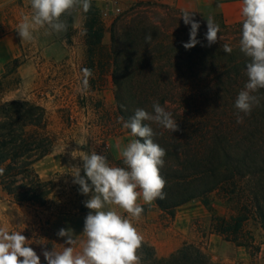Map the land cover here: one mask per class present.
<instances>
[{
	"label": "trees",
	"instance_id": "16d2710c",
	"mask_svg": "<svg viewBox=\"0 0 264 264\" xmlns=\"http://www.w3.org/2000/svg\"><path fill=\"white\" fill-rule=\"evenodd\" d=\"M91 2L85 13V44L89 68L100 73L106 63L94 48L103 44L105 25ZM180 15L169 5L138 1L111 21L109 65L117 115L124 122L137 108L152 112L154 102L170 111L181 131L145 122L156 133L154 142L166 150L161 168L166 198L155 200L157 207L173 218L178 207L193 200L209 206L216 192L227 199L237 197L231 215L211 218V230L256 249L248 223L252 217L264 232V89L256 93L262 97L260 105L250 115L240 113L243 122L237 123L235 100L247 82L249 60L239 49L242 21L227 25L219 20L217 43L201 46L207 45V23L195 12L201 44L186 50L190 25ZM148 33L150 44L145 42ZM225 43L233 48L230 54L222 50ZM53 147L42 105L28 100L0 105V186L17 203L47 205L55 184L43 180L34 167ZM142 247L147 264H217L193 243L162 259L153 246Z\"/></svg>",
	"mask_w": 264,
	"mask_h": 264
},
{
	"label": "clouds",
	"instance_id": "9594fccd",
	"mask_svg": "<svg viewBox=\"0 0 264 264\" xmlns=\"http://www.w3.org/2000/svg\"><path fill=\"white\" fill-rule=\"evenodd\" d=\"M31 15H24L17 25V34L22 41L34 40V33L47 28L48 34L67 31V23L61 19L71 10L81 8L84 13L91 10V0H30ZM193 11L181 10L180 17L185 25H190L189 41L183 47L191 49L201 41L197 39L200 22L195 20ZM243 16L240 51L249 58L246 64L247 82L235 100L237 123L243 122L244 115L260 105L262 97L256 93L264 89V0H242ZM205 39L211 47L218 41L220 26L213 17L207 19ZM222 37L219 36V40ZM152 34L145 36V42L151 43ZM225 53L233 48L225 43ZM81 92L90 88L93 71L81 69ZM124 108L123 105H121ZM152 112L137 108L134 114L123 122L125 129H130L133 139L120 149L124 167L114 166L106 155L97 154L95 150L78 156L83 161L81 167H74L73 183L79 185V192L88 196L84 206L89 211L84 220L83 235L79 242L70 230L61 228L57 235L65 238L62 251L44 250L42 255L46 264H142L138 250L142 247L143 236L134 226L132 220H140L144 208L138 203L142 198L145 204L166 198L164 192L166 179L161 175L165 165L166 150L154 142L156 133L145 123L151 121L171 131H181L172 113L162 107L159 102L152 104ZM126 111L127 109L124 108ZM123 121V117L120 118ZM142 141V142H141ZM73 152V157H77ZM81 170L85 173L82 176ZM4 172L0 169V175ZM90 181V183H89ZM116 206L128 214L125 218L114 208ZM107 209V210H106ZM79 243L80 251L76 250ZM27 238L21 231H9L0 226V264H41L40 256L28 246Z\"/></svg>",
	"mask_w": 264,
	"mask_h": 264
},
{
	"label": "rangeland",
	"instance_id": "374dc122",
	"mask_svg": "<svg viewBox=\"0 0 264 264\" xmlns=\"http://www.w3.org/2000/svg\"><path fill=\"white\" fill-rule=\"evenodd\" d=\"M118 14V11L112 12L104 21L103 46L96 49V54L105 61L106 67L100 73L93 72L90 88L86 92L80 91L81 69L89 68V65L84 64L87 58L84 48L85 30L67 27L64 32L65 44L78 47L77 51L66 53L58 60H45L42 77L38 82H23L17 73L21 61L0 67V105L10 100H28L42 105L47 112V130L54 140L53 149L34 167L43 180H51L55 184L54 193L46 206L17 203L0 186V226H6L9 231H21L28 240V246L40 256L41 264H46L42 255L44 250L62 251L63 247L67 246L65 238L57 235L61 228L70 230L78 242L85 239L84 220L92 210L87 209L83 202L90 198L91 193L88 196L82 195L79 185L73 183L72 175L74 167L82 169L83 161L78 157L83 154L81 152L90 153L95 150L97 154L106 155L112 165L124 167L110 158L109 148L112 139L125 133L122 131V120L117 115L115 86L110 73V27L106 34V23L109 24ZM202 16L203 22L206 23L209 16L213 17L216 23L220 20L210 11ZM65 19L67 20L68 16ZM63 61H71L72 64L62 67ZM73 152L77 157H73ZM80 174L85 175L83 170ZM220 194L216 192L211 195L208 212L229 216L238 198L227 199ZM110 207L125 218H130L122 209ZM158 222L165 225L169 218L164 217ZM193 224L196 231L204 232L209 228L210 218L198 220ZM248 226L259 240L264 236L260 225L252 217ZM143 243L147 242L143 240ZM75 247L80 251L79 243ZM143 252L141 247L138 255L142 259L145 258ZM142 264L147 263L142 261Z\"/></svg>",
	"mask_w": 264,
	"mask_h": 264
},
{
	"label": "crops",
	"instance_id": "0c3cea01",
	"mask_svg": "<svg viewBox=\"0 0 264 264\" xmlns=\"http://www.w3.org/2000/svg\"><path fill=\"white\" fill-rule=\"evenodd\" d=\"M101 12L105 21L112 12L121 11L138 1H156L169 5L178 10H188L199 14L211 12L217 15L227 25H235L243 21L241 14L242 0H91ZM30 0H0V67L12 62L21 61L17 73L25 84L38 82L42 77L45 60L62 58L66 53H75L76 46L65 44V33L48 34L47 28H41L34 33L31 42L22 41L17 34V25L24 15H31ZM67 14V13H66ZM62 16L68 27L84 31L85 14L81 8L71 10L68 15ZM68 16V19L65 18ZM106 23L107 29L110 27ZM103 46V44H102ZM95 47L94 51L97 48ZM87 58L84 64L90 66L88 60L89 47L84 44ZM62 67L72 64L71 61H63ZM111 66V65H110ZM123 123V121H122ZM125 133L111 140L110 158L123 165L120 157V149L125 147L133 139L130 129L122 128ZM138 203L145 206L140 220L135 223L143 240L153 246L156 256L160 259L169 257L180 249L184 243L200 245L202 250L217 264H264V236L260 240L255 236L252 243L256 249L249 246H238L224 238V236L211 230V218L214 215L208 212V206L199 200H193L176 209L175 216L169 217L161 211L155 200L151 204H145L140 198ZM211 205V204H210ZM209 205V206H210ZM169 218V222L162 225V218ZM210 218L209 228L204 232L194 229V222ZM264 234V232H262Z\"/></svg>",
	"mask_w": 264,
	"mask_h": 264
},
{
	"label": "built area",
	"instance_id": "2783aa9c",
	"mask_svg": "<svg viewBox=\"0 0 264 264\" xmlns=\"http://www.w3.org/2000/svg\"><path fill=\"white\" fill-rule=\"evenodd\" d=\"M117 11H118V12H120L121 10H120V9H118Z\"/></svg>",
	"mask_w": 264,
	"mask_h": 264
}]
</instances>
